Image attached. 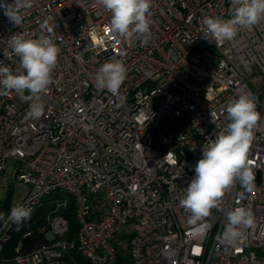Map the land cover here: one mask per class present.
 <instances>
[{"label":"built area","instance_id":"built-area-1","mask_svg":"<svg viewBox=\"0 0 264 264\" xmlns=\"http://www.w3.org/2000/svg\"><path fill=\"white\" fill-rule=\"evenodd\" d=\"M31 3L19 25L0 7V62L19 68L7 47L17 34L50 37L60 53L39 119L15 91L0 94V177L10 171V184L29 187L12 207L33 211L53 192L71 198L77 228L69 236L55 212L62 201L46 216V244L27 253L17 244L6 255L11 207L0 221V264H116L121 256L130 264H264V19L217 44L203 36V20L230 19L231 0H152L145 42L111 33L99 0ZM113 59L127 69L118 96L95 79ZM244 94L261 114L247 155L254 187L237 181L207 217L189 223L184 189L202 147L229 123L227 104ZM162 116L170 133L158 137ZM237 206L252 224L242 240L221 242L225 213Z\"/></svg>","mask_w":264,"mask_h":264},{"label":"clouds","instance_id":"clouds-1","mask_svg":"<svg viewBox=\"0 0 264 264\" xmlns=\"http://www.w3.org/2000/svg\"><path fill=\"white\" fill-rule=\"evenodd\" d=\"M151 2L152 0H99L111 14L108 24L111 33L125 38L139 35L145 42L151 35ZM231 3L230 19L204 18L205 38L217 44L230 41L236 37L240 28H251L264 19V0H231ZM31 6V0L0 3L4 15L15 25L21 23V10ZM7 47L19 57V68L13 72L0 62V94L15 91L21 101L31 102L27 116L39 119L44 114L40 96L48 91L53 82L51 74L56 67L60 48L50 37L27 39L22 34L8 37ZM126 73L124 63L113 59L99 68L96 83L113 96H118ZM257 108L255 100L247 94L240 95L227 104L224 111L229 123L202 147V158L194 167L195 176L184 189L185 194L180 200V205L191 214L189 223L207 217L212 208L218 207L225 191L237 181L245 191H252L253 175L248 167L247 155L253 140V129L261 119ZM31 215V208L17 205L11 208L5 223L7 225L10 222L19 227ZM225 216L227 223L221 242L235 243L242 240V229L252 224L250 211L237 206L228 210ZM4 220L3 214H0V221Z\"/></svg>","mask_w":264,"mask_h":264},{"label":"trees","instance_id":"trees-1","mask_svg":"<svg viewBox=\"0 0 264 264\" xmlns=\"http://www.w3.org/2000/svg\"><path fill=\"white\" fill-rule=\"evenodd\" d=\"M9 186H11V184ZM9 186H7V189L10 188ZM62 196L64 195L61 193L53 192L49 194L48 197L42 198L40 205L32 211L31 218L22 223L19 227L15 226L12 229L11 240L4 246V254L11 255L17 244H20L18 251L21 253H27L34 248L46 244L48 242L46 237H44L46 232V216L51 214L52 210H55L58 203L62 202ZM66 198H68V200L65 202L64 207L59 206L55 212L63 215L67 219V223L69 224V236H72L77 228L74 215L75 206L71 198ZM9 199L10 196H7L0 201V214H3V216H5L11 208V200ZM23 232L30 233L23 238ZM126 258V256L117 258L118 261L116 264H130L129 260Z\"/></svg>","mask_w":264,"mask_h":264},{"label":"rangeland","instance_id":"rangeland-1","mask_svg":"<svg viewBox=\"0 0 264 264\" xmlns=\"http://www.w3.org/2000/svg\"><path fill=\"white\" fill-rule=\"evenodd\" d=\"M169 129V118L167 116H162L156 127V135L158 137L167 135L170 133ZM10 174V172H7L6 174H3V176L0 177V198L5 199L7 196H10L9 200H11L12 207L16 201H19V199H21V197L26 194L29 187H27L28 185L26 184L21 185V183H14L9 186L10 183L8 182V180L11 179ZM7 186H9L11 189H7ZM61 198L64 203L68 200V198H66L65 196H62Z\"/></svg>","mask_w":264,"mask_h":264},{"label":"crops","instance_id":"crops-1","mask_svg":"<svg viewBox=\"0 0 264 264\" xmlns=\"http://www.w3.org/2000/svg\"><path fill=\"white\" fill-rule=\"evenodd\" d=\"M8 172V171H7ZM10 172V171H9Z\"/></svg>","mask_w":264,"mask_h":264}]
</instances>
